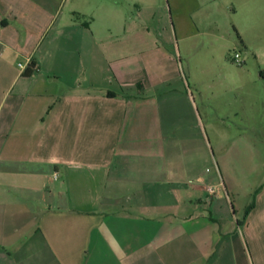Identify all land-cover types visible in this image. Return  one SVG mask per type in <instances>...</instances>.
I'll use <instances>...</instances> for the list:
<instances>
[{
  "label": "crops",
  "instance_id": "1",
  "mask_svg": "<svg viewBox=\"0 0 264 264\" xmlns=\"http://www.w3.org/2000/svg\"><path fill=\"white\" fill-rule=\"evenodd\" d=\"M69 1L0 0V264H264V189L232 217L236 253L211 188L173 171L144 96L164 80L110 47L140 0ZM194 1V29H233L264 81V0Z\"/></svg>",
  "mask_w": 264,
  "mask_h": 264
},
{
  "label": "rangeland",
  "instance_id": "2",
  "mask_svg": "<svg viewBox=\"0 0 264 264\" xmlns=\"http://www.w3.org/2000/svg\"><path fill=\"white\" fill-rule=\"evenodd\" d=\"M195 8L194 0L124 4L128 33L114 37L110 47L124 48L130 63L139 60L144 79L164 80L144 96L160 99L163 121L172 124L173 171L190 185L201 183L198 175L211 188L206 207L218 219L215 228L239 253L232 217L243 221L264 189V81L233 29H194L189 11ZM104 23L97 21L95 29H105Z\"/></svg>",
  "mask_w": 264,
  "mask_h": 264
},
{
  "label": "trees",
  "instance_id": "3",
  "mask_svg": "<svg viewBox=\"0 0 264 264\" xmlns=\"http://www.w3.org/2000/svg\"><path fill=\"white\" fill-rule=\"evenodd\" d=\"M36 69V65H35V63H33L28 69H27V71L25 72V75L26 76H31L32 74H33V72H34V70ZM254 205H255V203L253 204H251L249 207H248V209H247V213H249L253 208H254Z\"/></svg>",
  "mask_w": 264,
  "mask_h": 264
},
{
  "label": "built area",
  "instance_id": "4",
  "mask_svg": "<svg viewBox=\"0 0 264 264\" xmlns=\"http://www.w3.org/2000/svg\"><path fill=\"white\" fill-rule=\"evenodd\" d=\"M235 61H236L237 64H239V65H241V64L244 63V62H241V61H240V55H239V54H236V55H235Z\"/></svg>",
  "mask_w": 264,
  "mask_h": 264
}]
</instances>
